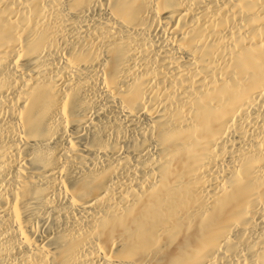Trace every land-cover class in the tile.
Returning <instances> with one entry per match:
<instances>
[{
	"label": "bare ground",
	"instance_id": "obj_1",
	"mask_svg": "<svg viewBox=\"0 0 264 264\" xmlns=\"http://www.w3.org/2000/svg\"><path fill=\"white\" fill-rule=\"evenodd\" d=\"M0 264H264V0H0Z\"/></svg>",
	"mask_w": 264,
	"mask_h": 264
}]
</instances>
